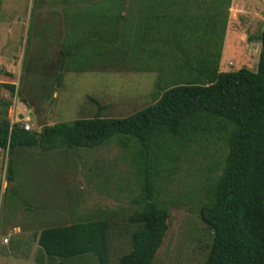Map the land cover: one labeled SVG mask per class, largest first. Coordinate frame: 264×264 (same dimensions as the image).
<instances>
[{"label":"trees","instance_id":"obj_1","mask_svg":"<svg viewBox=\"0 0 264 264\" xmlns=\"http://www.w3.org/2000/svg\"><path fill=\"white\" fill-rule=\"evenodd\" d=\"M112 2L119 8L107 3L67 17L70 30L61 42L56 86L67 72L127 68L157 73L153 103L127 117L96 115L37 132L11 123L6 102L0 111V151L10 154L8 181L14 180L18 150H92L116 141L131 153L141 193L128 219L135 227L130 251L115 264H154L169 230L166 185L197 148L218 151L222 162L208 167L199 209L212 231L203 264H264V27L258 71L221 72L232 0H132L127 8ZM201 2V12L186 11ZM0 86L15 90L13 84ZM109 229L107 218H83L42 230L38 244L44 255L63 261L94 254L99 264H110ZM63 261L54 264H67Z\"/></svg>","mask_w":264,"mask_h":264},{"label":"rangeland","instance_id":"obj_2","mask_svg":"<svg viewBox=\"0 0 264 264\" xmlns=\"http://www.w3.org/2000/svg\"><path fill=\"white\" fill-rule=\"evenodd\" d=\"M112 1L3 0L0 84L4 78L5 83L15 85V90L0 86V111L6 110V102L11 103L8 109L11 123H21L24 128L28 126L31 131L41 132L43 127L39 124L45 119L51 126L96 115L123 118L153 103L151 95L156 89L157 73H137L127 68L67 72L62 85L56 86L61 42L70 30L67 17L74 18L76 11L91 13L87 7ZM116 2L127 8L132 0ZM241 2L236 0V6ZM203 3L186 11L199 13L204 9ZM113 4L110 8L117 7ZM139 6L137 3L134 8ZM211 6L210 2L205 4L206 8ZM180 9L185 10L183 6ZM238 10L235 7L229 12L220 71L247 68L257 72L259 38L264 27L259 21H264V0H250L246 5V10L257 14H245L236 20ZM93 12L97 17L102 16ZM230 16L236 22L230 23ZM7 71H11L13 78L6 75ZM32 115L39 121L32 119ZM197 150L184 159L178 173L166 185L163 197L170 214L169 230L154 264H203L209 254L212 231L202 222L199 209L207 177L211 175L208 167L212 161L222 162V157L218 151L207 154ZM9 160V152L0 151V264L62 262L58 257L44 255L38 244L40 233L83 218L109 220L110 264L130 251V237L135 227L128 219L138 209L135 200L141 193L134 181L130 151L121 149L116 141L92 150L50 153L36 148L18 150L12 182L8 181ZM63 262L99 264L94 254Z\"/></svg>","mask_w":264,"mask_h":264},{"label":"crops","instance_id":"obj_3","mask_svg":"<svg viewBox=\"0 0 264 264\" xmlns=\"http://www.w3.org/2000/svg\"><path fill=\"white\" fill-rule=\"evenodd\" d=\"M250 2V0H247L246 1V3H245V1L244 0H242V2H241V4H237V6H236V0H232V5H231V9L230 10H233V9H235V7H237L238 9H240V10H238L240 13L238 14V16H237V18H235L236 20H239L240 18H242V15H254V14H257V12H254V11H248V10H246V5H248V3ZM238 3H239V0H238ZM238 5H242V6H240V7H238ZM231 12V11H230ZM233 12V11H232ZM230 15H232V14H230ZM255 17V16H254ZM258 18H262V17H260V16H258ZM230 23H232V22H236V20L235 21H232V16H230ZM259 22H261V23H264V21H259ZM259 46V45H258ZM260 47V46H259ZM260 50H261V47H260ZM8 73H10L11 71H7ZM1 81H2V84H4L5 83V79L3 78V79H1Z\"/></svg>","mask_w":264,"mask_h":264},{"label":"water","instance_id":"obj_4","mask_svg":"<svg viewBox=\"0 0 264 264\" xmlns=\"http://www.w3.org/2000/svg\"><path fill=\"white\" fill-rule=\"evenodd\" d=\"M32 119H36V120L39 121L38 117H36V116H34V115H32ZM39 125H41L43 128L46 127V126H48V125H47V120L45 119V120L43 121V123H40Z\"/></svg>","mask_w":264,"mask_h":264},{"label":"built area","instance_id":"obj_5","mask_svg":"<svg viewBox=\"0 0 264 264\" xmlns=\"http://www.w3.org/2000/svg\"><path fill=\"white\" fill-rule=\"evenodd\" d=\"M26 130H30L28 126L25 127Z\"/></svg>","mask_w":264,"mask_h":264}]
</instances>
